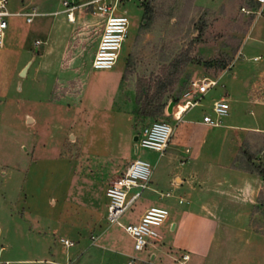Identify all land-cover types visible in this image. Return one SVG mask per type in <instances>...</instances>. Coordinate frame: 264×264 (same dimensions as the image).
I'll list each match as a JSON object with an SVG mask.
<instances>
[{"label": "rangeland", "instance_id": "1", "mask_svg": "<svg viewBox=\"0 0 264 264\" xmlns=\"http://www.w3.org/2000/svg\"><path fill=\"white\" fill-rule=\"evenodd\" d=\"M60 3L8 0V9L49 13L59 10ZM147 5L150 12L145 14ZM122 12L129 18L128 33L109 69L92 68L103 23L99 15L81 9L73 21L63 14L39 15L32 23L22 16L8 18L0 46V227L11 213L22 218L30 231L48 236L53 252L64 249L62 238L71 240L73 245L61 251L68 264H178L164 259V253L151 258L156 243L135 251L124 229L106 221L105 187L137 158L151 166V180L167 174L170 168L164 167L159 151L135 149L134 136L152 121L169 122L173 138L194 130L201 136L195 121L204 113L213 115L212 102L224 96L229 109L223 124L257 123L264 129V103H252L264 102V4L121 0L115 13ZM173 60L180 61L172 84L163 92L167 105L181 100L192 80L218 79L186 114L189 122H176L174 104L170 113L166 105L162 113L149 116L140 113L136 101L138 87L146 91L150 86L153 92ZM212 131L206 137L211 142L207 149L240 145V163L260 170L264 177V133L251 135L257 138L252 143L236 144L246 131ZM168 198L167 193L144 189L121 223L137 221L150 205L170 207L161 203ZM263 205L264 187L251 207L250 219L262 251L250 264H264ZM166 228L167 219L154 228L164 241L169 236ZM237 245L238 240L228 241L229 248ZM19 249L23 257L32 259L28 264H41L42 256L32 248L20 245ZM7 252L0 259L22 256L16 248ZM136 255L140 259L128 263Z\"/></svg>", "mask_w": 264, "mask_h": 264}, {"label": "crops", "instance_id": "2", "mask_svg": "<svg viewBox=\"0 0 264 264\" xmlns=\"http://www.w3.org/2000/svg\"><path fill=\"white\" fill-rule=\"evenodd\" d=\"M252 103L257 105L264 102L253 100ZM190 110L184 112L182 119L176 122H189L185 116ZM201 120L195 121L201 136L197 135V130L193 133L185 131L175 138V134H172L167 150L160 154L164 155V167L168 165L170 169H167L164 178H154L156 182L150 179L148 186L144 188L157 194L167 193L169 198L161 203L170 205H150L168 209L166 230L169 236L166 241L160 236L158 240L151 242L157 245L149 255L154 258L158 253H164V259L176 260L178 264H250L262 251L258 233L251 227L250 219L251 207L258 201L260 190L264 187V177L240 163V145L236 148L233 139L230 148L220 150L212 147L207 149L211 142L208 144L206 137L215 128H237L246 131V134H240L236 144L248 141L252 143L257 138L251 135L264 133V129L259 128L257 123L249 126L221 122L218 126H208ZM178 152L180 154L177 155ZM177 158L180 160L175 164ZM174 181L178 182L177 185ZM106 205L107 200L105 207ZM8 214L7 221L0 227L3 241L0 243V254L5 251L12 254L16 248L22 256L20 259L4 257L3 260L0 259V264L5 261L8 264H28L32 259L23 257L20 245L32 248L42 256L38 260L41 264L68 262L61 251L65 252L64 249L70 247L53 252L52 245H48V236L30 231L22 218ZM229 240H238L239 245L229 248ZM184 254L188 255L187 259H183ZM138 256L140 259L141 255Z\"/></svg>", "mask_w": 264, "mask_h": 264}, {"label": "built area", "instance_id": "3", "mask_svg": "<svg viewBox=\"0 0 264 264\" xmlns=\"http://www.w3.org/2000/svg\"><path fill=\"white\" fill-rule=\"evenodd\" d=\"M121 0H61V8L52 12H39L32 8L28 11L12 12L8 9V0H0V46L4 44V37L8 28L10 16H22L26 23H31L34 17L39 15L63 14L68 21L75 19L76 11L83 9L93 15H99L102 19V29L92 60L93 69H109L116 63L120 49L128 33L129 18L125 14L115 13ZM264 4V0H255ZM218 83V79L207 76L194 79L182 94L181 100L174 102L173 115L180 121L182 114L195 107L207 92ZM213 115L204 114L201 122L208 126H218L222 118L228 115L229 103L223 96L212 102ZM183 109V110H181ZM173 127L167 121H152L143 126L137 134V147H144L159 151L162 154L168 146L172 136ZM152 169L145 160L134 159L125 167L123 173L105 187L107 199L105 219L109 224L120 225L133 241V249L142 251L151 242L159 239L160 235L154 229L160 226L168 217V209L163 206H150L136 222L122 224L120 219L131 204L139 197L141 191L150 182ZM134 191L129 195L130 191ZM129 195V196H128ZM64 248L73 245L66 238L60 240ZM188 255L184 254L183 259ZM137 256H132L128 263L135 262ZM8 264V261L3 262ZM68 264V263H65Z\"/></svg>", "mask_w": 264, "mask_h": 264}, {"label": "trees", "instance_id": "4", "mask_svg": "<svg viewBox=\"0 0 264 264\" xmlns=\"http://www.w3.org/2000/svg\"><path fill=\"white\" fill-rule=\"evenodd\" d=\"M144 12L145 14H148L150 12V8L148 5L147 7H145ZM179 61L180 60L178 61L173 60L171 62V64L168 67V70L164 71L162 78L158 79V82L156 83L157 87L155 88L153 92L150 91V86H148L146 91H143V89L138 87L137 94H136V101H137V104H139V109H140L141 114L155 116L164 111L167 104L163 102L162 100L163 92L168 86L172 84L173 78L179 68V65H178ZM252 167H254V164H252ZM251 171H254V170L251 169ZM254 172H257L259 175L263 176L260 170L254 171Z\"/></svg>", "mask_w": 264, "mask_h": 264}, {"label": "water", "instance_id": "5", "mask_svg": "<svg viewBox=\"0 0 264 264\" xmlns=\"http://www.w3.org/2000/svg\"><path fill=\"white\" fill-rule=\"evenodd\" d=\"M21 73H23V70H22ZM173 104H174V102H170V103L167 105V112H168V113L171 112ZM137 138H138V136L135 135L134 138H133L134 142L137 141ZM135 149L137 150V144H135Z\"/></svg>", "mask_w": 264, "mask_h": 264}, {"label": "bare ground", "instance_id": "6", "mask_svg": "<svg viewBox=\"0 0 264 264\" xmlns=\"http://www.w3.org/2000/svg\"><path fill=\"white\" fill-rule=\"evenodd\" d=\"M23 72H24V70H23Z\"/></svg>", "mask_w": 264, "mask_h": 264}]
</instances>
